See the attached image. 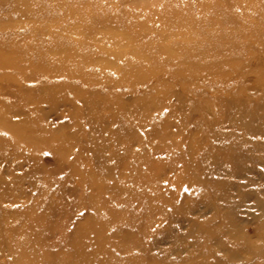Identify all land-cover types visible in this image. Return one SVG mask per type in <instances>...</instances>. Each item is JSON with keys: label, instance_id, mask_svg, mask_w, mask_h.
<instances>
[{"label": "rangeland", "instance_id": "rangeland-1", "mask_svg": "<svg viewBox=\"0 0 264 264\" xmlns=\"http://www.w3.org/2000/svg\"><path fill=\"white\" fill-rule=\"evenodd\" d=\"M0 264H264V0H0Z\"/></svg>", "mask_w": 264, "mask_h": 264}]
</instances>
